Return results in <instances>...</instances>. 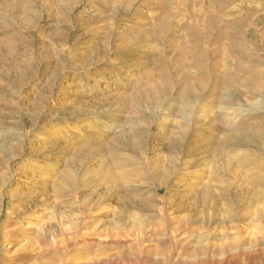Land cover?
<instances>
[{
    "label": "rangeland",
    "instance_id": "1",
    "mask_svg": "<svg viewBox=\"0 0 264 264\" xmlns=\"http://www.w3.org/2000/svg\"><path fill=\"white\" fill-rule=\"evenodd\" d=\"M221 253L264 264V0H0V264Z\"/></svg>",
    "mask_w": 264,
    "mask_h": 264
},
{
    "label": "bare ground",
    "instance_id": "2",
    "mask_svg": "<svg viewBox=\"0 0 264 264\" xmlns=\"http://www.w3.org/2000/svg\"><path fill=\"white\" fill-rule=\"evenodd\" d=\"M135 191H137V190H135ZM138 192V191H137ZM136 192V193H137ZM240 251H242V249H239V248H237L236 249V254H240L239 252ZM222 255H224V258H223V260L221 261V262H219L218 264H235L234 262H233V260L231 259L232 258V256H230V258H229V256H226V254H224V253H221ZM244 258H245V261H247V256L246 255H242ZM205 258H206V260H208L207 259V257H206V255H205ZM208 263L209 264H213L214 263V261H213V263H212V260L210 259V260H208Z\"/></svg>",
    "mask_w": 264,
    "mask_h": 264
}]
</instances>
